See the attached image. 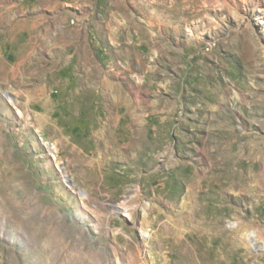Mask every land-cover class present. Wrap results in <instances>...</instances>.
<instances>
[{
  "label": "rangeland",
  "instance_id": "374dc122",
  "mask_svg": "<svg viewBox=\"0 0 264 264\" xmlns=\"http://www.w3.org/2000/svg\"><path fill=\"white\" fill-rule=\"evenodd\" d=\"M0 264H264V0H0Z\"/></svg>",
  "mask_w": 264,
  "mask_h": 264
},
{
  "label": "bare ground",
  "instance_id": "6f19581e",
  "mask_svg": "<svg viewBox=\"0 0 264 264\" xmlns=\"http://www.w3.org/2000/svg\"><path fill=\"white\" fill-rule=\"evenodd\" d=\"M88 72V71H87ZM89 75V74H88ZM91 76V75H90ZM89 76V77H90ZM90 81V80H89ZM91 83V82H90ZM89 83V84H90ZM100 86H101V93L103 94L104 97H106V91L103 93L104 90H107L111 87L114 88V86L110 85L109 81L106 80V79H102V81L99 83ZM98 87V86H97ZM117 90L119 92H117V96L115 97V104L117 105H125L127 102H126V98H125V95L119 90V88L117 87ZM113 103V102H112ZM46 104V103H45ZM44 104V105H45ZM107 107V106H106ZM119 115V114H118ZM39 117V116H37ZM48 117V116H47ZM38 120V119H37ZM43 120V119H40V121ZM51 122V121H50ZM110 122V121H109ZM41 123V122H40ZM120 124V123H119ZM118 124V125H119ZM117 125V126H118ZM112 128V127H111ZM116 127L112 128L113 130L115 129ZM104 132L107 131V129L103 128ZM123 127H121V130H119V132L123 131ZM140 130V128H139ZM56 132V131H55ZM67 133V132H66ZM99 133V132H98ZM106 134V133H105ZM104 136V135H103ZM108 136V135H107ZM95 139V138H94ZM68 141V140H67ZM74 141V140H72ZM65 142V141H64ZM94 143V142H93ZM92 143V144H93ZM63 144V143H62ZM68 145V144H67ZM70 146V145H69ZM111 147V146H110ZM108 147V146H104L103 149L107 152V153H110L111 152V148ZM93 148V147H92ZM60 149V148H58ZM57 149V153L60 152V150L58 151ZM94 149V148H93ZM73 151L75 150L74 148L72 149ZM77 150V149H76ZM75 150V151H76ZM71 151V152H73ZM93 151V150H92ZM78 152V151H77ZM86 152V151H85ZM81 153V152H80ZM79 153V154H80ZM118 153V152H117ZM56 154V153H55ZM83 154V153H81ZM57 155V154H56ZM86 156V155H85ZM92 156V155H91ZM89 162H94V159L92 160V158H87ZM86 160V159H85ZM98 161H102L101 160V157L98 158ZM84 162V160H83ZM183 164L184 166H188L189 169H186V170H181V168H178V165ZM93 165V163H92ZM168 166H176L177 167V170L175 171L176 172V176H173V179L175 183H178V185L182 184L184 186L187 187L186 189V195H185V199L182 201V204L179 205L177 204V200H173L171 202V205L172 206H179L180 207V212L178 213V215L182 214V219L184 218H192L194 219V216L195 215H200L202 216L205 220L206 218L208 219H215V220H220V218H218L217 216L220 214L221 211V205H217V207L219 208H212L211 210H207L208 207H206L208 205L207 202L205 203H202L199 199V193L200 191H202V189L204 190H208L209 193H211V188L209 187V184L211 185V179H205V175H203L204 171L203 169L201 168H196L195 166L189 164V163H185V162H182L180 161L179 159H176L174 162L170 161L168 163ZM190 169H191V172L194 173V177L193 178H190L188 173L190 172ZM158 173V172H157ZM66 177V176H65ZM246 181V180H245ZM212 186V185H211ZM180 187V186H179ZM183 188V187H182ZM155 191H156V188L154 187ZM141 188H137L136 189V192H134V194L132 195H127L125 196V198L120 202V204H112L111 205V211L113 213H121L122 211H125L127 213V215H129L130 217H134L136 211H137V206L138 205H141V199H142V193H141ZM204 207H205V212H204ZM153 208V205L152 203H149V205H146L145 208H144V214H143V218L142 221H143V224L145 223H148L152 228L153 227V223H149L148 220L146 218L149 217L150 215V211L152 210ZM178 209V208H177ZM209 209V208H208ZM154 211V210H153ZM198 216V217H200ZM181 218V217H180ZM197 218V217H196ZM195 218V219H196ZM178 219V218H177ZM191 220V219H190ZM189 221V220H188ZM196 221V220H195ZM203 221V220H202ZM208 221V220H206ZM194 222V220H193ZM185 223V222H184ZM187 223V222H186ZM207 223V222H206ZM192 224V222H191ZM201 224V223H200ZM185 225V224H184ZM155 226V225H154ZM161 226V229L163 230V233L164 234H160V238L159 240L161 239V237H164V238H168V240L163 243H159L162 248H165L167 251H170V252H173V262L175 263H182L184 261H186L187 259L186 258H183L181 259V255L184 254L183 253V249H181V246H182V243L186 240H192V235L188 232H186L185 234V231L181 230L179 224L177 225H172L169 221H165ZM196 227V226H195ZM185 229V228H184ZM144 230V229H143ZM121 231L122 232H126L125 229L123 227H121ZM145 231V230H144ZM161 231V230H160ZM121 233V232H120ZM188 233V234H187ZM156 235V233L154 234ZM154 235L151 236V234L149 235L150 237H148L147 241H149L150 243L154 240ZM158 236V235H156ZM130 239V238H129ZM158 240V239H157ZM155 243V241H154ZM158 244V245H159ZM164 251V250H163Z\"/></svg>",
  "mask_w": 264,
  "mask_h": 264
}]
</instances>
